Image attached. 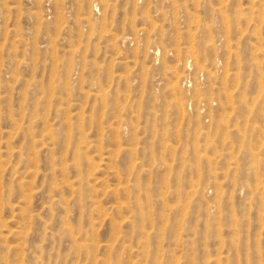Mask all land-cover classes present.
Returning <instances> with one entry per match:
<instances>
[{
  "label": "rangeland",
  "instance_id": "374dc122",
  "mask_svg": "<svg viewBox=\"0 0 264 264\" xmlns=\"http://www.w3.org/2000/svg\"><path fill=\"white\" fill-rule=\"evenodd\" d=\"M0 264H264V0H0Z\"/></svg>",
  "mask_w": 264,
  "mask_h": 264
}]
</instances>
